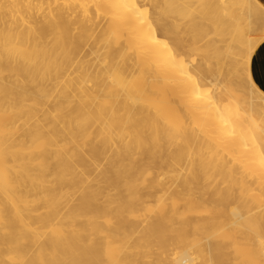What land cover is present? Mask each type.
Instances as JSON below:
<instances>
[{
	"label": "bare ground",
	"instance_id": "bare-ground-1",
	"mask_svg": "<svg viewBox=\"0 0 264 264\" xmlns=\"http://www.w3.org/2000/svg\"><path fill=\"white\" fill-rule=\"evenodd\" d=\"M60 3L0 0V264H264V5Z\"/></svg>",
	"mask_w": 264,
	"mask_h": 264
},
{
	"label": "crops",
	"instance_id": "crops-1",
	"mask_svg": "<svg viewBox=\"0 0 264 264\" xmlns=\"http://www.w3.org/2000/svg\"><path fill=\"white\" fill-rule=\"evenodd\" d=\"M264 5V0H258ZM252 72L259 86L264 90V41L255 51L252 60Z\"/></svg>",
	"mask_w": 264,
	"mask_h": 264
},
{
	"label": "rangeland",
	"instance_id": "rangeland-1",
	"mask_svg": "<svg viewBox=\"0 0 264 264\" xmlns=\"http://www.w3.org/2000/svg\"><path fill=\"white\" fill-rule=\"evenodd\" d=\"M56 1V0H55ZM64 1L65 0H61V1H58L57 0V2L59 3V4H61L60 2H63L64 3ZM54 5H55V3H54ZM56 5H57V3H56ZM189 16V17H188ZM186 17H188V18H190V19H186V20H184L182 23L183 24H186L187 22L188 23H190V21H191V19H193L194 17H192V16H190V15H186ZM101 168H103V167H101ZM77 195H79V193H77ZM79 197V196H78ZM77 196H76V198H78ZM75 198V200H78V199H76ZM150 214H148V213H143L141 216H138V217H134V219H132L133 221H135V222H138L139 224L140 223H142V220L143 219H145V218H147L148 216H149ZM141 225V224H140ZM141 229V228H140ZM194 238V237H193ZM190 260H192V258H191V256H190V258H189Z\"/></svg>",
	"mask_w": 264,
	"mask_h": 264
}]
</instances>
